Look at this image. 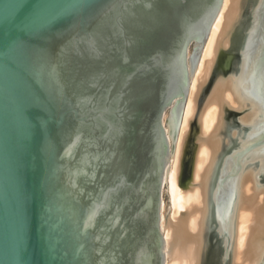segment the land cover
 Wrapping results in <instances>:
<instances>
[{
  "label": "water",
  "instance_id": "water-1",
  "mask_svg": "<svg viewBox=\"0 0 264 264\" xmlns=\"http://www.w3.org/2000/svg\"><path fill=\"white\" fill-rule=\"evenodd\" d=\"M221 4L0 0V264H166L164 173L169 260L174 246L187 253L194 243V264H234L245 207L254 222L244 262L264 264V0H233L199 85L178 183L200 187L204 206L174 218L166 195L187 61L192 80ZM214 103L218 119L204 137ZM201 142L211 158L196 184Z\"/></svg>",
  "mask_w": 264,
  "mask_h": 264
},
{
  "label": "bare ground",
  "instance_id": "bare-ground-1",
  "mask_svg": "<svg viewBox=\"0 0 264 264\" xmlns=\"http://www.w3.org/2000/svg\"><path fill=\"white\" fill-rule=\"evenodd\" d=\"M233 0H222L221 9L217 14L205 44L203 46L197 70L191 80L190 75V65L189 60L187 61L188 75H189V89L187 94V99L185 102L181 123L179 127L178 137L176 141V146L174 150V156L172 158L170 153L169 158V171H170V192L166 193L169 200L173 204V217L177 218L180 216L181 212H190L192 208H202L204 206L203 196L200 187H194V189L183 191L178 183V175L181 169L185 140L190 134V121L194 119L197 111V92L199 85L204 83L209 79V75L212 69V65L215 59V55L218 49V45L223 33V29L231 8ZM191 55V51L189 53ZM189 55V57H190ZM224 99L232 108H238L239 103L235 100L230 90L224 92ZM219 113V107L216 103L207 105L204 114L201 118V134L204 137L210 135L213 128L217 122ZM165 114V113H164ZM170 114V110L166 113L165 118L163 116V122L167 137L170 144L171 138L167 129V119ZM211 158V148L207 143L201 142L197 148L194 157V169H193V181L197 184L200 182L202 173L205 166L209 163ZM165 176L163 174V182L165 186ZM253 184L248 181L243 187L246 195L254 194L251 190ZM163 192L165 189L163 187ZM264 193L259 195L258 202L263 203ZM168 202V201H167ZM163 198L161 203V218L160 226L164 236V247H165V263L166 264H194V251L195 244L191 243L187 245V253H183L179 246H174L172 249V257L169 260V244L172 240L173 229L166 227V209L168 203ZM200 214L197 212L195 215L189 217L187 222L188 230L191 234H195L199 229ZM254 222V210L242 207L238 213V234H237V246L234 257V264H251L249 262H244L245 255L252 231V226Z\"/></svg>",
  "mask_w": 264,
  "mask_h": 264
},
{
  "label": "rangeland",
  "instance_id": "rangeland-1",
  "mask_svg": "<svg viewBox=\"0 0 264 264\" xmlns=\"http://www.w3.org/2000/svg\"><path fill=\"white\" fill-rule=\"evenodd\" d=\"M191 51V50H190ZM170 109L168 108L167 109V111L165 112V114H164V118H165V115H166V113L169 111ZM171 148V147H170ZM163 187H164V185H163ZM168 196V195H167ZM163 198L166 200V202H167V199L165 198V193L163 192V190H162V194H161V203H162V200H163ZM168 203V202H167ZM161 232H162V230H161ZM163 233V232H162Z\"/></svg>",
  "mask_w": 264,
  "mask_h": 264
}]
</instances>
